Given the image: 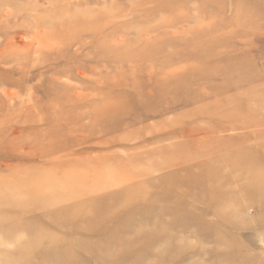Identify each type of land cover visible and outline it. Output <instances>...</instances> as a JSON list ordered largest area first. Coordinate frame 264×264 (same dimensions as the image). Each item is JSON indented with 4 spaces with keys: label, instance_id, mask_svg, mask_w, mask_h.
<instances>
[{
    "label": "rangeland",
    "instance_id": "1",
    "mask_svg": "<svg viewBox=\"0 0 264 264\" xmlns=\"http://www.w3.org/2000/svg\"><path fill=\"white\" fill-rule=\"evenodd\" d=\"M257 87L264 0H0V196L66 185L74 264H264ZM30 235L0 232V264Z\"/></svg>",
    "mask_w": 264,
    "mask_h": 264
},
{
    "label": "bare ground",
    "instance_id": "2",
    "mask_svg": "<svg viewBox=\"0 0 264 264\" xmlns=\"http://www.w3.org/2000/svg\"><path fill=\"white\" fill-rule=\"evenodd\" d=\"M241 5H243V3H241ZM249 89V91L246 92L244 96L248 103L246 111H250L248 119L251 118L264 121V112L262 110V107H264V99L259 97L264 92V89L260 90L258 87L256 90H253L252 88ZM254 103L257 104L256 107L252 106ZM233 108L234 105H232L228 111H232ZM237 167H242L244 169L243 166ZM252 169L255 176H259L260 179L264 178V170L258 167ZM220 175L221 174H219L217 169L212 172V177L205 182L207 183L205 188L215 190V187H217L216 182L221 180V177H219ZM217 178L219 179L217 180ZM37 187L38 185L36 188ZM65 187L66 185H59L56 183H43L42 186L38 188V190L35 188L29 190V192H22L24 196H27V198H24L19 202L13 199L12 194L0 196V217L5 215L4 218L0 219V232L2 235L7 236L12 232V230L26 226V228L29 230V234H31L30 237L32 236L22 249L16 250L14 252V256L17 260H24V264H74L73 261L76 260V257H84L83 253L86 254L89 250L88 245H81V241L77 238L72 239L73 233H69V225L71 224L69 220L71 221L74 217L70 215L69 204H71V202H69V200L71 198L69 196V191H67L68 189H65ZM243 191L244 193H247V191L250 190H246L244 188ZM112 193L116 194L115 192ZM253 194H255L258 198L260 196L259 199L262 200L264 189L258 190V193L253 191ZM103 199L107 201V198ZM115 199L116 202L121 201L120 195L118 193L116 194ZM39 200H41V202H39ZM212 203L214 207H218L220 205L218 201H213ZM87 206L92 207L94 209V213H97L95 205L91 203ZM111 209L112 206L110 210ZM98 211L99 215L97 217L95 216L94 218H91L88 216V214L83 212L81 217L86 219L89 224L98 225L99 218L105 214L103 209H98ZM214 211L219 216L218 223H220L222 228L225 227L227 223L232 224L231 220L223 214L224 212L221 209L216 208ZM23 215L25 216L24 219L21 217ZM18 219L23 221H19ZM36 220L44 222V224L42 226H34L33 222ZM13 221H17L19 224H14ZM260 222L264 224V213H261ZM105 223L108 222L103 219L101 225ZM90 227L100 231L98 226ZM101 228L103 227L101 226ZM114 235L107 238V243L109 245L111 238H113ZM221 235L222 233L220 232V236ZM200 238L210 239L211 236L208 234L206 236H200ZM217 238H219L218 235ZM77 247L79 249H77ZM219 249L220 248L217 247L216 251ZM98 252L99 251H97V254ZM233 256L236 259L240 258L237 254H233ZM231 260L232 259H230V261Z\"/></svg>",
    "mask_w": 264,
    "mask_h": 264
}]
</instances>
